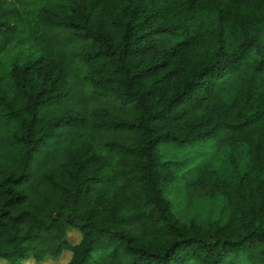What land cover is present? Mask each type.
I'll use <instances>...</instances> for the list:
<instances>
[{
  "label": "trees",
  "instance_id": "16d2710c",
  "mask_svg": "<svg viewBox=\"0 0 264 264\" xmlns=\"http://www.w3.org/2000/svg\"><path fill=\"white\" fill-rule=\"evenodd\" d=\"M65 253L264 264V0H0V264Z\"/></svg>",
  "mask_w": 264,
  "mask_h": 264
},
{
  "label": "rangeland",
  "instance_id": "374dc122",
  "mask_svg": "<svg viewBox=\"0 0 264 264\" xmlns=\"http://www.w3.org/2000/svg\"><path fill=\"white\" fill-rule=\"evenodd\" d=\"M164 146L165 145H162L160 146V148L163 149ZM211 149L212 148L209 146L210 151ZM188 151L189 154H192L195 151H197V149H190ZM220 167H222V165H220ZM171 190L174 192V197L176 199L175 204H176L177 212H179L182 218L188 219L191 213H194L195 216H197L200 219H205L207 217H215L217 215L218 206H216V203L210 204L202 200L200 201L189 200L183 194L181 186L179 185L176 187H171ZM69 235L74 241H76L79 237L78 233L75 231L71 232ZM67 258H68V254L65 253L61 258L57 260H48L36 264H65ZM24 264H34V263L32 261H27Z\"/></svg>",
  "mask_w": 264,
  "mask_h": 264
}]
</instances>
